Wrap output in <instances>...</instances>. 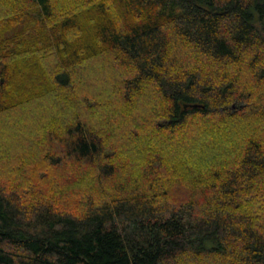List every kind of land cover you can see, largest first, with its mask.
I'll list each match as a JSON object with an SVG mask.
<instances>
[{"label":"trees","instance_id":"16d2710c","mask_svg":"<svg viewBox=\"0 0 264 264\" xmlns=\"http://www.w3.org/2000/svg\"><path fill=\"white\" fill-rule=\"evenodd\" d=\"M0 264H264V0H0Z\"/></svg>","mask_w":264,"mask_h":264},{"label":"rangeland","instance_id":"374dc122","mask_svg":"<svg viewBox=\"0 0 264 264\" xmlns=\"http://www.w3.org/2000/svg\"><path fill=\"white\" fill-rule=\"evenodd\" d=\"M9 35V34H8ZM98 64V63H97Z\"/></svg>","mask_w":264,"mask_h":264}]
</instances>
